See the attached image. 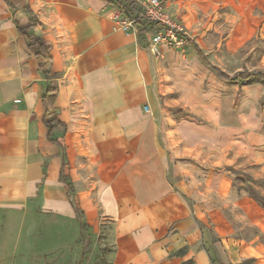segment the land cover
<instances>
[{"label": "crops", "instance_id": "0c3cea01", "mask_svg": "<svg viewBox=\"0 0 264 264\" xmlns=\"http://www.w3.org/2000/svg\"><path fill=\"white\" fill-rule=\"evenodd\" d=\"M25 4L50 60L17 29L15 17L31 15L0 0V264H66L83 223L96 238L111 225L110 264L239 262L221 244L225 222L198 210L178 177L179 162L213 141L175 112L203 103L195 48L161 44L155 56L152 31L141 41L123 31L108 0ZM51 83L62 126L43 121Z\"/></svg>", "mask_w": 264, "mask_h": 264}, {"label": "rangeland", "instance_id": "374dc122", "mask_svg": "<svg viewBox=\"0 0 264 264\" xmlns=\"http://www.w3.org/2000/svg\"><path fill=\"white\" fill-rule=\"evenodd\" d=\"M160 1L169 22L198 43L206 59L223 73L264 72V0ZM167 37V47L192 53L185 41ZM193 73L203 103L196 113L175 112L207 127L213 141L196 146L179 162L180 186L198 210L206 209L210 218L225 222L227 231L219 228L221 244L240 259L235 264H264V208L250 194L264 197V84L224 81L203 64ZM210 224L216 234L215 223ZM110 228L100 227L96 238L83 223L80 237L67 247L66 264H110ZM249 254L256 258L242 262Z\"/></svg>", "mask_w": 264, "mask_h": 264}, {"label": "trees", "instance_id": "16d2710c", "mask_svg": "<svg viewBox=\"0 0 264 264\" xmlns=\"http://www.w3.org/2000/svg\"><path fill=\"white\" fill-rule=\"evenodd\" d=\"M7 5H9L11 8L16 10L17 6L22 5L25 11L31 15V11L28 8V6L25 4V0H4ZM110 3H112L115 6L120 7L124 15L130 19L133 20V25L136 28V36L138 41L143 40L145 32H151L154 30L164 29L168 28L169 26L166 24H162L158 20L151 19L150 17L143 14V8L140 5V3L137 0H108ZM15 14V12H13ZM15 24L17 26V29L24 35L27 45L29 47H35L36 48V54L43 57L45 60V63L50 60L49 55V44L45 41H43L40 37L35 36L31 30L32 28L36 27V23L34 22V18L31 15L30 18H28L27 22L24 21L22 18L15 17ZM173 33L176 37L179 39L184 40L187 44H191L201 60V62L208 67L213 73H216L222 80L232 82V83H239V84H245L250 81H258L264 84V72L261 71H242L239 72L233 76H229L225 73H223L219 68L212 65L204 56L200 48L195 44V42L183 31L179 30L178 28H171ZM56 85L51 83L48 84L45 90V93L43 95V102L45 104L46 110L43 116V121L51 127L52 125H60L63 124L60 123L54 116L55 110L52 108V101L56 95ZM236 183L243 184V181L236 179ZM251 197L255 199L263 208H264V197L254 191H251ZM253 261V258L245 259L242 262H251Z\"/></svg>", "mask_w": 264, "mask_h": 264}, {"label": "built area", "instance_id": "2783aa9c", "mask_svg": "<svg viewBox=\"0 0 264 264\" xmlns=\"http://www.w3.org/2000/svg\"><path fill=\"white\" fill-rule=\"evenodd\" d=\"M140 5L143 8V14L150 17L151 19L158 20L162 24H166L169 27L164 28V29H159V30H154L152 31L150 35V40L148 44L149 50L155 55V56H161V44H169L170 43V38H166V36L171 35L172 37L175 36L171 28H176L174 27L166 17V15L162 11V5L160 0H140L138 1ZM115 18H117L120 22V27L123 31L127 32L129 30L135 31V27L133 25V20L126 17L124 15L123 10L116 6V11H115ZM180 30V29H179ZM178 38V37H177ZM182 40V39H180ZM184 41V40H183ZM145 111L148 110V106H144Z\"/></svg>", "mask_w": 264, "mask_h": 264}]
</instances>
